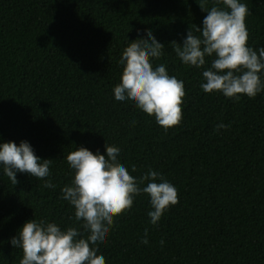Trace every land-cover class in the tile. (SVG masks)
<instances>
[{
    "label": "trees",
    "instance_id": "obj_1",
    "mask_svg": "<svg viewBox=\"0 0 264 264\" xmlns=\"http://www.w3.org/2000/svg\"><path fill=\"white\" fill-rule=\"evenodd\" d=\"M242 2L248 43L264 47V0ZM199 3L0 0V142H30L52 159L45 179L55 184L18 173L14 185L0 168V264H20L23 251L10 238L27 220L79 227L61 199L74 176L66 156L79 146L104 153L107 143L121 149L131 175L162 173L179 203L154 226L148 196H137L99 246L106 264H264V92L238 102L205 93L202 69L176 56L171 41L182 44L190 28L199 35L207 14ZM150 30L165 44L153 65L166 64L185 84L183 121L168 131L113 94L124 48ZM221 122L230 127L217 131Z\"/></svg>",
    "mask_w": 264,
    "mask_h": 264
},
{
    "label": "clouds",
    "instance_id": "obj_2",
    "mask_svg": "<svg viewBox=\"0 0 264 264\" xmlns=\"http://www.w3.org/2000/svg\"><path fill=\"white\" fill-rule=\"evenodd\" d=\"M199 5L207 13L202 27L195 28L199 35L190 28L182 44L171 41L176 56L184 65L202 69L200 87L205 93H221L238 102L242 95L255 98L264 92V47L254 49L248 43L247 5L242 0H200ZM141 36L144 39L133 40L121 54L122 74L113 88L114 98L132 102L168 131L183 121L185 84L169 73L166 64L153 65L164 55L165 44L151 30ZM228 127L222 122L215 125L217 131ZM121 156V149L110 143L104 153L79 146L67 154L74 176L61 189V199L74 207L79 227L62 229L54 221L27 220L10 238L11 245L23 251L20 264H106L98 255L99 246L107 243L115 219L130 211L141 194L149 198L150 223L158 226L179 203L178 189L151 168L139 177L131 175ZM51 163L52 159L36 155L27 140L0 142V168L14 185L19 183L18 173H27L43 179L45 188H54L52 180L45 179L51 176ZM141 243H149L147 229Z\"/></svg>",
    "mask_w": 264,
    "mask_h": 264
}]
</instances>
